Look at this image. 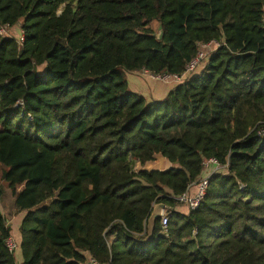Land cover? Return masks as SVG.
Returning a JSON list of instances; mask_svg holds the SVG:
<instances>
[{"label": "trees", "instance_id": "16d2710c", "mask_svg": "<svg viewBox=\"0 0 264 264\" xmlns=\"http://www.w3.org/2000/svg\"><path fill=\"white\" fill-rule=\"evenodd\" d=\"M6 25L0 199L5 180L25 216L18 263L0 204V264H264V0H0ZM212 40L164 99L129 89L127 72L180 74ZM158 155L173 166L136 169ZM210 158L224 167L177 211ZM157 203L169 225L149 239Z\"/></svg>", "mask_w": 264, "mask_h": 264}, {"label": "built area", "instance_id": "2783aa9c", "mask_svg": "<svg viewBox=\"0 0 264 264\" xmlns=\"http://www.w3.org/2000/svg\"><path fill=\"white\" fill-rule=\"evenodd\" d=\"M0 34L6 36L9 34V26H0ZM222 45L221 42L212 40L209 42H203L199 45V50L196 56L186 65L185 70L180 73H154L149 70H144L152 79L165 83L179 85L191 78L198 68L209 60L210 56ZM224 166L219 163L215 158H210L204 162L205 175L199 179V181L193 185H196V191L191 193L189 190L177 196L178 203L186 205L190 210H195L199 207L200 203L204 199L209 186V180L212 174L223 168ZM191 189V188H190ZM169 206H166L162 211L160 217L162 228L167 231L169 225L170 216L168 214ZM7 246L10 252H15L19 248V244L14 237H10L7 240ZM85 264H111L105 262H99L95 258H89Z\"/></svg>", "mask_w": 264, "mask_h": 264}, {"label": "crops", "instance_id": "0c3cea01", "mask_svg": "<svg viewBox=\"0 0 264 264\" xmlns=\"http://www.w3.org/2000/svg\"><path fill=\"white\" fill-rule=\"evenodd\" d=\"M158 82V83H155ZM128 83L129 86L132 87L134 91L141 92L144 95L148 96V93L152 96V98L147 100L149 103L153 101H159L162 100L166 95H168L176 85L173 84H165L159 81H156L152 79L148 74H146L144 71H137V72H128ZM139 87V88H138ZM160 158H164L165 161L160 162ZM173 166V164L162 155H158L156 157V160L148 162L145 166H141L139 163L136 166L137 170L144 169V170H168ZM196 185H193L190 189L191 193H194L196 191ZM177 211H180L182 213H189L190 209L183 204H178V206L175 208ZM22 223V222H21ZM21 224L19 223V229ZM13 229V228H12ZM13 231V230H12ZM13 237L16 240H20V230L19 234H17V237H15L14 232ZM22 262V261H21Z\"/></svg>", "mask_w": 264, "mask_h": 264}, {"label": "rangeland", "instance_id": "374dc122", "mask_svg": "<svg viewBox=\"0 0 264 264\" xmlns=\"http://www.w3.org/2000/svg\"><path fill=\"white\" fill-rule=\"evenodd\" d=\"M153 27H154V29L157 32L160 31V29L158 28L159 27L158 23L155 22L153 24ZM14 32H15L16 36H18V37H20L22 35V30L20 29V27L15 28L14 29ZM9 34L11 35V33H9ZM206 64H207V61L198 68V70L196 71V73L194 75H197V74L201 73V71L203 70V68L205 67ZM44 69H45L44 66L43 67H40V71H43ZM126 78H127V81H128V72L126 74ZM155 83H158V82H155ZM128 85H129V83H128ZM129 89L132 92L143 96L147 100H150L149 97L152 98V96L150 95V93H148V96H149L148 97L147 95H144L141 92L134 91L132 89V87H130V86H129ZM161 161H165V160H163L162 158H160V162ZM1 186H2L3 191H4L3 192V196L0 199V204H1V207H2V210H3V214L5 215V218L7 219V221L12 225V228H13L12 229L13 230L12 232H14L15 237H17V234H19V230H20L19 229V223L21 224L22 220L24 219L25 212H19L18 213L16 211V209L14 207L15 206V204H14L15 203L14 198L12 196V193H11V190H10V188L8 186V183L5 180L1 182ZM15 257H16V261L18 263H20L23 260V255H22L21 249L18 248L15 251Z\"/></svg>", "mask_w": 264, "mask_h": 264}, {"label": "water", "instance_id": "95a60500", "mask_svg": "<svg viewBox=\"0 0 264 264\" xmlns=\"http://www.w3.org/2000/svg\"><path fill=\"white\" fill-rule=\"evenodd\" d=\"M163 31L160 28L159 34H158V39L162 38ZM166 208V205L164 203H157L152 211L151 217L149 219V224H148V233H149V239L153 238L154 235V229H155V224L157 220L160 219L162 215L163 209Z\"/></svg>", "mask_w": 264, "mask_h": 264}]
</instances>
